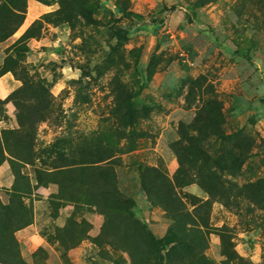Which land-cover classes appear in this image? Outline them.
<instances>
[{"label": "rangeland", "instance_id": "obj_1", "mask_svg": "<svg viewBox=\"0 0 264 264\" xmlns=\"http://www.w3.org/2000/svg\"><path fill=\"white\" fill-rule=\"evenodd\" d=\"M68 5V20L43 21L26 36L34 20L59 6L26 0L23 22L0 41V66L7 59L12 69L0 76V100L17 89L39 115L30 131L18 125L11 101L0 102V131H12L0 199L28 210L29 223L15 231L22 257L30 264H131L126 253L94 240L103 215L75 209L50 181L59 165L71 170L74 162L102 159L133 216L157 238L172 221L146 198L142 166H160L189 209L208 197L201 177L221 186L233 202L210 199L203 253L214 264H264V0ZM126 143L135 148L119 150ZM68 217L90 223L71 247L58 233Z\"/></svg>", "mask_w": 264, "mask_h": 264}, {"label": "trees", "instance_id": "obj_2", "mask_svg": "<svg viewBox=\"0 0 264 264\" xmlns=\"http://www.w3.org/2000/svg\"><path fill=\"white\" fill-rule=\"evenodd\" d=\"M44 4L58 3V8L41 15L34 20L24 35L33 36L32 30L41 22L58 24L68 20L69 0H38ZM174 8V7H172ZM26 13V0H0V41L9 37L23 22ZM134 16L139 17L135 13ZM12 70L7 59L0 66V76ZM18 90L11 91L0 102L11 101L15 108V117L19 126L34 131L39 121L37 109L29 103L17 98ZM11 130L0 131V165L11 155L6 144L9 142ZM135 148L126 143L119 150L124 152ZM179 170L182 168L180 155L177 154ZM102 159L80 162L82 164L68 169V164L59 165L51 171V182L57 183L59 195H65L76 202L75 209L86 208L103 215L96 242H106L113 248L126 253L131 264H184L187 258L194 257V264H214L204 253L208 238L202 226L206 224L211 198H216L225 206L233 200L229 194L212 181L201 177L200 184L207 194L204 200L193 201L191 209L184 203L172 181L160 166L141 167L140 185L151 204L161 207L171 219V225L162 238H157L148 226L135 218L130 210L129 199L124 197L116 185V176L112 167L100 164ZM187 185L191 181L183 180ZM219 187L220 191L216 190ZM193 197V196H192ZM29 223L28 210L20 201L15 206L4 203L0 199V262L6 264H30L21 255L15 231ZM90 223L84 219L75 221L68 217L58 228L63 244L67 247L75 245L86 237ZM169 246V247H167ZM168 248L164 253L162 250Z\"/></svg>", "mask_w": 264, "mask_h": 264}, {"label": "crops", "instance_id": "obj_3", "mask_svg": "<svg viewBox=\"0 0 264 264\" xmlns=\"http://www.w3.org/2000/svg\"><path fill=\"white\" fill-rule=\"evenodd\" d=\"M4 89H5V87L0 85V90H4Z\"/></svg>", "mask_w": 264, "mask_h": 264}, {"label": "bare ground", "instance_id": "obj_4", "mask_svg": "<svg viewBox=\"0 0 264 264\" xmlns=\"http://www.w3.org/2000/svg\"><path fill=\"white\" fill-rule=\"evenodd\" d=\"M29 15V14H28ZM27 17V16H26ZM31 17H32V15H31ZM24 22H26V21H24Z\"/></svg>", "mask_w": 264, "mask_h": 264}]
</instances>
